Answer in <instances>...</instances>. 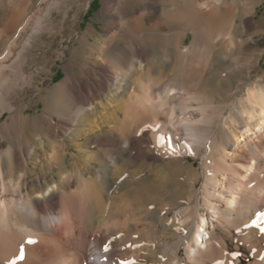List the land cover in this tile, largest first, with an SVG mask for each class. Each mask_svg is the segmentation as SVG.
I'll list each match as a JSON object with an SVG mask.
<instances>
[{"label": "bare ground", "instance_id": "bare-ground-1", "mask_svg": "<svg viewBox=\"0 0 264 264\" xmlns=\"http://www.w3.org/2000/svg\"><path fill=\"white\" fill-rule=\"evenodd\" d=\"M226 2L204 0L195 17L148 24L126 18L94 52L98 79L90 70L78 76L72 101L84 108L61 123L47 93L39 96L41 111L27 113L30 101L15 106L13 95L26 88L16 89L20 73L4 69L20 50L0 52V116L7 112L0 126V264H264V82L244 72L236 17L221 8ZM4 18L0 41L22 17ZM176 22L190 31L189 44H180L186 33L162 31ZM62 87L71 88L67 80ZM239 92L240 113L210 109ZM62 132L82 139L70 162ZM47 171L59 180L40 181ZM201 209L215 217L219 235L206 228ZM112 229L116 238L103 253L95 239ZM128 233L146 243L129 242Z\"/></svg>", "mask_w": 264, "mask_h": 264}, {"label": "rangeland", "instance_id": "rangeland-1", "mask_svg": "<svg viewBox=\"0 0 264 264\" xmlns=\"http://www.w3.org/2000/svg\"><path fill=\"white\" fill-rule=\"evenodd\" d=\"M203 1L204 0H0V26L6 19L4 17H22L19 21L20 23L22 21V23H19L16 27L17 29L15 28L11 33L12 35H10L12 38L9 36V38L7 37L3 41H0L1 53L8 49L11 53L20 50L16 61L4 69V72L13 70L16 72L15 74L18 73L17 75L20 73L16 89L19 87L26 88L25 93L21 96L13 95V103L15 106L20 107L22 104L30 101L31 107H29L26 112L36 113L41 111L44 107L43 100H38L39 96L47 93V103L52 99L57 101V107L53 117L55 122H64L61 118L67 119L68 115L75 118V116L79 114V109L84 108L83 105L74 106L72 101V90L75 88L78 76H84V70H90L91 76H94L92 71L99 70V65L95 62L94 52H99L100 48L105 44V40H111L112 35H115L121 30L120 25L125 22L126 18L145 17L143 22L148 24L150 22H155L156 17H195L199 16V11L201 12L205 9L202 6ZM226 1L227 2L223 4L221 8L226 12L225 17H236V25L239 31L237 39L242 43V46L238 49V53L246 65L244 72L246 74L249 72L251 73V81L258 79L259 82H264V0ZM6 3L8 4L6 5ZM181 27L182 24L176 22L172 29L169 30L164 26L162 31L174 32L177 34L180 32H182V34L186 33L185 39L180 43L183 46L189 44L191 34L189 30L185 32ZM15 31L16 33H13ZM14 37H16V42H18H15V45L12 44ZM121 40L123 39L110 45L108 54L110 53L111 56L115 55V51H117L118 48L117 45ZM177 40L178 39L174 38L175 43L178 42ZM169 52L170 56H172V50ZM166 53L167 52L162 53L161 57L165 58ZM147 54H150V51H147ZM223 55L225 56V54ZM250 59L251 64L248 62ZM257 59L258 62H256ZM19 68L21 69L19 70ZM259 75H261V77ZM94 78L98 79L97 76H94ZM66 80L71 87L67 90L62 87L63 82ZM13 83V80L7 81L6 85L8 87ZM243 95V92H239L231 99L222 101L220 104L219 102L215 103L210 109L221 111L226 115L238 114L241 111L239 101L242 99ZM36 100L38 101L36 102ZM47 109L48 112H50L51 107L48 106ZM6 115L7 112L0 116V126ZM16 131L17 126L11 129V135L15 136ZM63 134V132L60 133V137L62 139L65 138L64 141L68 146V153L64 160L70 162L72 156L78 155V146L75 144V141L77 140L80 142L82 139H67ZM6 145L7 141L1 143V147H5ZM189 162H193V159L189 158ZM195 162V166L198 167V160ZM95 165L94 163V166H86L85 175L89 176L90 171L96 169ZM53 166L55 167V165ZM31 170L36 173L40 172L37 168H32ZM39 176L42 182L44 176L48 178L49 183L54 181V179L59 180L58 175L56 173L51 174V171L40 173ZM201 185L202 179L200 178L196 188H200ZM200 212L202 214L206 213L208 216L206 228L211 231L214 226L216 235H219L222 228L215 225V217L213 218L207 210L203 211L201 209ZM172 214L173 213H171V215ZM169 222H166V224ZM110 231H104L102 234L98 235L102 237H99L100 239L98 237L95 239L99 242V245L102 246L104 243L106 246L110 236L112 237L110 239L116 238L115 231L113 229V232ZM107 232L109 236H106ZM128 234L131 235L130 237L126 235V238L130 239L128 240L129 242L135 241L139 244L143 242L141 245L146 243V240L141 235ZM95 237L96 236H92L90 239ZM104 237L106 239H104ZM105 251L104 247L102 252L104 253ZM68 253L71 254V252ZM180 255L183 257L186 256L184 251H181Z\"/></svg>", "mask_w": 264, "mask_h": 264}, {"label": "snow or ice", "instance_id": "snow-or-ice-1", "mask_svg": "<svg viewBox=\"0 0 264 264\" xmlns=\"http://www.w3.org/2000/svg\"><path fill=\"white\" fill-rule=\"evenodd\" d=\"M261 219L264 220V213L261 214ZM261 228H264V226H262ZM262 234H264V232H262ZM27 243H33V241L28 240ZM105 250L107 251V246H105ZM24 253H25V249L23 246H21L18 259L23 260L24 259ZM262 259H264V257H262ZM9 264H15V261H10ZM121 264H130V262L121 261Z\"/></svg>", "mask_w": 264, "mask_h": 264}]
</instances>
